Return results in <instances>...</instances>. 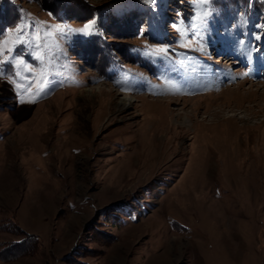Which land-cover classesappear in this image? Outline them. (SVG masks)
I'll return each mask as SVG.
<instances>
[{"label":"rangeland","instance_id":"374dc122","mask_svg":"<svg viewBox=\"0 0 264 264\" xmlns=\"http://www.w3.org/2000/svg\"><path fill=\"white\" fill-rule=\"evenodd\" d=\"M0 3L66 30L39 97L3 65L0 264H264V0Z\"/></svg>","mask_w":264,"mask_h":264},{"label":"snow or ice","instance_id":"6c2138e0","mask_svg":"<svg viewBox=\"0 0 264 264\" xmlns=\"http://www.w3.org/2000/svg\"><path fill=\"white\" fill-rule=\"evenodd\" d=\"M155 0H153V3ZM212 0H197V12L193 17L192 23L188 26L190 30L200 31L208 22V18L212 15L208 6L211 5ZM176 30L181 35V40L187 36V31L183 27V20L180 25H174ZM94 28L93 24H85L83 29L76 31L82 32L85 35L91 34ZM65 29L56 26L55 32L46 29L43 34L39 30L26 31L23 24L18 26L14 33H9V39H5L0 43V55L6 51L3 60H0V76L5 74L3 65L11 63L15 67V73L9 74L8 82L13 84L17 91L21 90V81H24V89L29 90L35 85V91L32 93L34 96L39 97L50 87L54 80L52 77L58 73L54 69L55 60L53 59L54 52L59 51V44L56 42L59 37L65 35ZM257 39L260 37L257 36ZM18 45H23L25 48L32 49L30 55L37 62L36 67H29L22 50H17ZM181 46H184L181 44ZM15 52V54H14ZM168 49L160 48L153 51V55L157 53L167 54ZM31 72L32 77L25 78V73ZM22 94V93H21Z\"/></svg>","mask_w":264,"mask_h":264},{"label":"trees","instance_id":"16d2710c","mask_svg":"<svg viewBox=\"0 0 264 264\" xmlns=\"http://www.w3.org/2000/svg\"><path fill=\"white\" fill-rule=\"evenodd\" d=\"M4 10V7H3V5L0 3V11H3ZM7 17V16H6ZM1 18V17H0ZM8 19H9V17L7 18V19H3V21H0V25L3 27H5V26H7V23H5V21H8ZM122 27V29H118L119 31H120V33H125V32H129V27H130V23L129 22H127L125 25H123V26H121ZM94 38H96V36L94 37ZM94 38H92V40L94 39ZM87 40V41H86ZM88 41H91L90 39H84L82 42H80L81 44H86V42H88ZM106 47V46H105ZM105 51V50H104ZM103 54V53H102ZM100 60L102 61V62H106L107 60H108V62H111V60H112V58H111V55L110 54H108V55H102L101 57H100Z\"/></svg>","mask_w":264,"mask_h":264},{"label":"bare ground","instance_id":"6f19581e","mask_svg":"<svg viewBox=\"0 0 264 264\" xmlns=\"http://www.w3.org/2000/svg\"><path fill=\"white\" fill-rule=\"evenodd\" d=\"M262 94H264V91L262 92ZM130 102H132V99H130ZM123 105H125V102L123 103Z\"/></svg>","mask_w":264,"mask_h":264}]
</instances>
